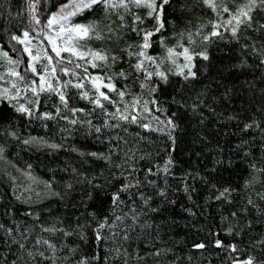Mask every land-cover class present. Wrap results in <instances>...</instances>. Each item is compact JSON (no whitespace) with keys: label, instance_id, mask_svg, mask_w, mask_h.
I'll list each match as a JSON object with an SVG mask.
<instances>
[{"label":"trees","instance_id":"16d2710c","mask_svg":"<svg viewBox=\"0 0 264 264\" xmlns=\"http://www.w3.org/2000/svg\"><path fill=\"white\" fill-rule=\"evenodd\" d=\"M55 2L56 0H49V5ZM59 2L63 3L65 0ZM25 5L26 0H0V44L9 53L22 57L24 61L22 46L16 41L9 44L8 37L10 31H17V34L22 35L16 28V18L9 15V12L16 13ZM189 5L192 6L191 9ZM95 8L98 7L80 13L74 21L99 19L103 29L108 23L107 19H102V10ZM204 9L210 10L203 6L201 0H169L164 8L166 27H169L171 34L186 27L195 29L198 26V18L205 13ZM39 11L44 12L45 9L41 7ZM42 19L46 20L47 17ZM173 21L176 23L173 24ZM187 21H191V24H186ZM6 28L9 32L5 31ZM165 33L167 32L163 31L160 35ZM263 36L264 29L255 32L241 28L239 43L231 39V35H226L224 39L217 37L211 44H206L199 37H196L191 45L184 40L186 45L197 53L205 48L209 49L211 59L204 60L203 57L194 56L193 71L198 73L197 76L186 81L179 73L170 75L169 81L159 82L158 91L153 94L161 101L166 111L165 116L175 114L178 127L173 132L174 140H169L168 130L167 135H163L142 127V123H146L143 115L142 122H137L140 128L131 125L129 133L123 132L128 126L127 122L115 118L117 124L112 120L110 123L116 126H105L109 131L103 130L102 134H96L95 128H89L88 124L90 122L92 125H103V121L97 122V119L103 117H98L97 109L88 108L87 111L85 101L89 104V100L79 98L71 89H68L67 94L68 107L65 109L61 105L62 110L58 115L39 122L35 118L30 121L20 114L13 116L10 106L1 100L0 108H3L4 118L0 119V144L5 145V151L0 154V225L5 229L18 228L17 239L23 229L28 228L29 232L24 235L28 237L26 246L30 250L38 248L45 251L43 246L33 245V241L40 235L45 238L52 237L57 248L60 247L61 240L69 245H77L79 250L72 256V264H75L80 256L88 257L91 264H233L234 260H241L250 253L257 254L253 250L254 242L264 241V215L260 214L261 210H264V200L257 198V194L264 197V179L245 186L244 180L248 178L249 172L242 160L243 149H237V145L246 142L245 146L250 150L255 149L257 167H260V162L264 159V153L260 150L264 137L255 129L244 130L242 123L238 124L236 120L226 117L237 113L242 120H246L253 114L264 112V67L259 66L258 59L252 57L250 50L247 55H242L240 50L241 44L251 45L255 42L257 47L261 46L264 44ZM133 40H136V36L130 32L126 40L113 37L112 40L92 38L90 41L97 49L119 51L126 42ZM167 43L175 44V40L169 38ZM160 47L159 37L156 36L153 38L152 53H157ZM241 60H246L247 63L241 65ZM120 68L127 69V63H118L112 68L105 67L103 72H118ZM129 72L128 79L120 77L117 84L118 87L128 84L126 91H133L135 94L141 88L137 74L131 70ZM226 87L231 89L229 96L224 95ZM198 93H203L208 109L200 107L199 112H193L190 107L186 108L183 104L175 102H198L195 99ZM138 97L143 101L140 92ZM58 101L59 97L54 95L41 96L39 111L55 114ZM72 108L84 111L73 113ZM151 111L160 115V112L154 109ZM200 113H203V118ZM65 116L68 117L67 120L63 119ZM165 116L163 117L166 118ZM9 120L19 133L18 139L5 136L3 129L7 128ZM73 120L78 122L73 124ZM79 121L85 123L81 124ZM261 127H264V124H261ZM29 135L44 137L60 144L61 147L52 149L48 145H25L23 141ZM105 136L110 139H104ZM109 143L122 150L111 153L113 162H120L124 152H129V155L135 157L137 170L132 174L141 183L139 186L133 185L129 192L140 191L144 192L146 197H151L148 207L144 209L145 214L139 217L137 222H133L130 215L124 216L123 220L128 221L127 224L132 227L129 229L130 239L121 245L122 251L118 256L113 254L112 249L123 236L126 224L122 221L115 227L119 235L111 240L109 238L113 236L112 232H108L106 227L101 229L104 240H97L93 231L86 229L87 238L83 241L75 235L69 240L68 237L58 236L56 233L45 234L40 229L41 224L45 227L53 225L57 218L66 227L69 224H87V212L98 209L99 201L91 206L87 202L81 203L90 187L76 177L71 169L76 168L89 176L99 175L101 181H111L112 177L108 172L110 166L106 161L80 155V152L107 153ZM74 148L79 151H74ZM169 156L173 161L169 166L170 176L163 170L165 160ZM28 164L32 165L31 170L27 168ZM157 164L160 166L159 170ZM148 168H152L151 174L144 171ZM28 171L31 172V178L25 175ZM111 171L116 170L113 168ZM196 173H199V176L195 175ZM13 177L15 179H12ZM53 177V190L59 191L61 196H52L44 191L41 181L52 180ZM148 180L156 181V185H148ZM123 182L117 179L108 191H114ZM65 183L73 184V188L65 190ZM186 186L189 189L187 192ZM159 187L167 188L166 196L158 194ZM225 187L233 191L226 197H219L218 190ZM250 198L256 207L250 208L249 213L245 214L241 209L246 207ZM121 200L123 203L119 205L117 215L128 213L132 202L143 205L139 197L129 198L128 193H125ZM109 204L110 201H106L104 209H108ZM149 208L155 211H148ZM29 209L40 215H28ZM233 212L238 214L233 216ZM105 214V210H99L100 216ZM107 214H110V210ZM248 220L252 221L250 226L246 224ZM108 223H112V220L109 219ZM55 226L59 228L60 225L57 223ZM229 228L232 231H227ZM236 232H242L243 236L236 235ZM4 236V231L0 229V248L4 245ZM216 240L222 243L217 245ZM200 244L203 247H194ZM231 244L238 246L236 251L228 247ZM10 247L16 254V264H33L26 253L21 255L22 250L17 244L10 243ZM157 248L160 249L159 254H155ZM124 250L129 254L127 257L123 255ZM46 255L50 256L51 253ZM12 259V256H8L5 260L0 252V264H8Z\"/></svg>","mask_w":264,"mask_h":264},{"label":"snow or ice","instance_id":"6c2138e0","mask_svg":"<svg viewBox=\"0 0 264 264\" xmlns=\"http://www.w3.org/2000/svg\"><path fill=\"white\" fill-rule=\"evenodd\" d=\"M169 0H65L60 3L59 0L52 5H49V0H26L25 7L21 8L16 13L9 12V15L16 18V28L21 34H17V31H10L6 28L5 31L9 32V44L13 41L19 42L23 45L22 54H26L27 59L24 63L20 58L14 59L9 55L7 51L0 48V55L6 59V66L3 71H0V80H7L9 87L0 86V99L7 102V106H10L12 115L20 114L26 116L30 121L33 118L43 120L46 118H54L61 112V105L66 109L68 107V97L66 95V89L68 87H75L79 90L80 97L82 99L89 100L94 106L101 109V115L103 116V125L88 124L89 128L94 127L96 134H102L103 127H114L110 123V118L115 117L119 121L136 122L138 120L135 114L140 101L137 97L133 96L132 101L129 103L125 101V97L131 95L126 91L129 88L128 84L123 87H118L117 79L122 77L125 80L128 79L131 70L137 74L136 78L139 81V87L146 89L149 94L157 93L160 81H169L172 68L167 65L175 67L176 72L184 76L187 81L191 77L197 76V72L193 71V57L200 56L204 60H210V50L205 48L200 52H195L190 49L188 45H191L196 37H199L206 44H211L217 37L224 39L226 33H231V39H235L239 43V29L241 26H245L252 31L259 32L260 29H264V19L254 21V12H264V0H244L243 3L233 4L230 6L229 0H201V3L205 8H210L216 18L208 21L207 25L204 23L198 24L195 29L191 27L182 28L179 32H173L171 38L176 40L175 44L169 45L167 43L168 37L160 35L161 32L166 31V22L163 19L164 8ZM43 7L44 12H40L39 9ZM94 7H102V19H107V25L102 29L101 20L89 19L87 22H73V18L78 16L85 10H91ZM141 7L147 8L148 11L145 16L139 15L134 12L133 9H139ZM183 5L181 10H183ZM189 5V9H191ZM54 9V10H52ZM115 15L116 23L112 19ZM131 15V24L128 23L127 17ZM46 16L44 20L42 17ZM26 17V18H25ZM146 17L154 19V24L151 27H142L145 24ZM176 22L173 21V24ZM190 25L191 21L185 22ZM113 25H115L113 27ZM221 28L226 31L222 32ZM35 32L36 35L32 36L30 33ZM130 32L136 33L138 39L131 42H126L119 51L110 50L107 48H92L83 46V41L96 38L112 40L115 37L117 40H126ZM106 34V35H105ZM159 37V44L161 50L155 54H151V48L153 44V37ZM188 41V45H185L184 40ZM33 40L37 41L33 43ZM47 41L45 45L44 41ZM50 48V51L48 50ZM180 51H177V49ZM240 50L242 55H247L249 50L252 57H255L259 61V66L264 67V44L257 47L256 43L241 44ZM67 53V57L62 55ZM125 56L127 60H125ZM183 57L184 62L177 63V57ZM118 63H127L128 68H120L118 72L105 73V72H90L91 68H96L98 65L106 68H112ZM241 65L246 64V60L240 61ZM23 64V70L21 65ZM186 73V74H185ZM68 76L69 79H61V75ZM156 80L157 83L153 84L152 81ZM91 85V88L88 87ZM23 89V91L21 90ZM32 93V100L29 101L27 97L28 92ZM44 91L55 92L59 97V101L56 105L55 114L49 111H39L41 93ZM231 89L225 88V96H229ZM115 93L119 99L113 100L112 94ZM23 97L25 102L21 103L20 98ZM196 101L189 104L187 101L176 100L177 104H183L184 107H190L193 112H199L200 107L208 109V104L203 98V93H198L195 97ZM154 105L160 111H164L162 103L152 95L151 100H145L144 105ZM109 106H112V110L109 111ZM73 113L77 111H84V109L72 108ZM143 111H151L150 108L144 107ZM203 118V113H200ZM3 108H0V119H3ZM227 119H234L238 124L242 123L244 130H253L264 137V112H260L258 115L253 114L246 120H242L240 114L233 113ZM67 120L68 117H63ZM78 121L73 120L75 124ZM83 124L84 121H79ZM168 130L169 140H174L173 132L178 127L175 119V114L166 116L163 122ZM47 126V125H45ZM144 128H149V124L141 125ZM164 128H159L157 131L163 132ZM6 137H19L18 131L13 127L11 121H8V126L3 129ZM104 139H110L105 136ZM23 143L25 145H48L52 149H58L60 144L54 143L38 136H27ZM246 142H241L237 145V149L242 148L244 157L242 160L247 165V171L249 172L248 178L244 180L245 186L264 179V159L261 160V166L257 167V159L255 156V149H251L245 146ZM109 151L105 152H80L81 156L87 155L89 159L91 157L102 158L110 166L108 169L109 175H111V181L105 179L100 180L99 175L89 176L86 172L79 171L76 168H72V173L79 177L83 182H86L90 191L84 196L81 203L87 202L91 206L94 202L99 201L98 209L87 212L89 220L86 225L77 223L75 226L69 224L67 227L57 218L55 223L51 226L45 227L44 224L40 225L41 232L43 233H56L58 236L68 237L70 240L73 235L81 241L87 238L86 229H91L95 234L97 240H102L101 229L108 227L114 228L118 222L124 219V216L130 215L133 222H137L139 217L144 215V209L148 207L151 197H146L144 192L137 191L135 193L129 192V189L133 186H139L140 181L132 174L135 172L136 164L135 157L129 155V152H124L120 162H113L111 153L113 151H122L119 147H113L109 143ZM79 151L78 149H73ZM260 150L264 153V143L260 145ZM5 151V145L0 144V154ZM135 151L134 149L132 150ZM131 161V162H130ZM173 163L171 156L165 160L164 172H169V166ZM231 163V160H229ZM159 164L157 169L159 170ZM27 168L31 170L32 165L28 164ZM115 169L112 172L111 169ZM67 171V169H65ZM146 173L151 174L152 168L144 170ZM31 178V172L25 173ZM185 176L187 173L184 174ZM195 175L199 176V173ZM183 178V177H182ZM203 178V177H201ZM12 179H15L13 177ZM117 179H121L124 182L119 185L114 191L109 192L108 189L113 186ZM131 181V183H129ZM44 191L52 196H61L59 191L53 190L55 186V177L52 180H43ZM148 185H156V181L148 180ZM65 190H71L73 184L65 183ZM215 187V185H213ZM189 189L186 186L185 191ZM233 191L229 187H225L222 190H218L219 197H226L229 192ZM128 193L129 198L137 196L143 205H138L132 202L128 208V213L123 215H117L119 211V205L123 203L121 197ZM167 188L159 187L158 194L160 196H166ZM258 199L264 200L260 194H257ZM110 201L108 209H104V203ZM256 207L253 204V200L250 198L246 202V207L241 209L245 214L249 213V209ZM139 208V210H137ZM99 210H105L104 216L99 215ZM110 210V214H107ZM148 211H155V209L149 208ZM190 211V209H189ZM238 213L233 212L232 215L236 216ZM261 215H264V210H261ZM28 215L38 217L40 213L28 210ZM109 219L112 220V224H109ZM59 224V228L55 224ZM146 223V222H145ZM251 220L246 221V224L250 226ZM93 224L95 225L93 227ZM132 225L126 224L123 230V236L120 237L119 243L115 244L112 249L114 255L121 254V245L130 239L129 229ZM240 227V225H237ZM5 233L2 238L4 245L0 248V252L3 253V257L6 260L8 256H12L13 259L8 264H16V254L11 251L10 243L18 245L21 251V255L27 254L29 260L33 264H72V256L77 252L78 246L75 244L69 245L61 240L60 247L57 248L56 243L52 237L45 238L44 235L38 236L33 245L43 246L45 251H40L38 248L29 249L26 246L28 239L24 233L29 232L28 228H24L20 233L19 239H17L16 233L19 229L3 228ZM227 231H232L231 228ZM113 237L119 235L118 232H113ZM236 235L243 236L242 232H236ZM10 242V243H9ZM215 243L220 245L222 242L216 240ZM194 247H203L202 244L194 245ZM233 251L237 250L236 244L228 246ZM254 252L257 254H249L241 260H234L233 264H264V241L254 242ZM50 252L48 256L46 253ZM160 249L157 248L155 254H159ZM63 253V255H58ZM123 255L127 257L129 254L126 250L123 251ZM107 259V257H106ZM75 264H91V261L86 256H80Z\"/></svg>","mask_w":264,"mask_h":264},{"label":"rangeland","instance_id":"374dc122","mask_svg":"<svg viewBox=\"0 0 264 264\" xmlns=\"http://www.w3.org/2000/svg\"><path fill=\"white\" fill-rule=\"evenodd\" d=\"M244 2V0H234V4H240V3H243ZM169 3V2H168ZM167 3V4H168ZM166 4V5H167ZM229 4H230V6H232V7H234V4H233V0H229ZM95 9H100V10H102V7H98V8H95ZM208 9H210V8H208ZM205 10V13L203 14V16L201 17V18H198V21L196 22L197 24H200V23H204V24H206L207 25V23H208V21H210V20H212V19H214V18H216L215 16H214V14L212 13V10L210 9V10H206V9H204ZM133 11L134 12H137L139 15H141V16H145V13L148 11V9L147 8H144V7H141V8H139V9H136V8H134L133 9ZM101 13H102V11H101ZM103 14V13H102ZM75 18V17H74ZM74 18H73V22H75L74 21ZM112 19L114 20V21H116V17H115V15H113L112 16ZM163 19H164V13H163ZM253 19H254V21H259V20H261V19H264V12H259V11H257V12H254L253 13ZM127 20H128V23L129 24H131V15H129L128 17H127ZM108 22V21H107ZM119 21H116V23H118ZM154 24V19L153 18H150V17H146V21H145V24L144 25H142V27H151L152 25ZM114 26V25H113ZM241 28L242 29H248V28H246L245 26H241ZM240 28V29H241ZM239 29V30H240ZM250 30V29H249ZM221 31L222 32H225L226 30L224 29V28H221ZM166 32L167 33H165L164 35L166 36V37H168V38H170V39H172L171 38V32H170V29H169V27H166ZM132 34H134V36H136V40L138 39V37H137V35H136V33H134V32H131ZM30 35H32V36H35L36 35V33L35 32H32V33H30ZM226 35H231V33L230 32H227L226 33ZM154 37H156V36H154ZM153 37V38H154ZM264 37V36H263ZM92 39V38H91ZM91 39H88V40H85V41H83V46H84V48L85 49H87V47H92V48H95L92 44H91ZM175 40V39H174ZM133 41H135V40H133ZM169 41V39L167 40V42ZM187 41V40H186ZM186 41H183L184 43L186 42ZM37 41H35V40H33V43H36ZM45 42V45L47 44V41L45 40L44 41ZM175 43H176V40H175ZM187 43H188V41H187ZM21 45V44H20ZM185 45H186V43H185ZM22 46V49H23V45H21ZM152 46H153V44H152ZM0 48H3L5 51H7L1 44H0ZM152 49L153 48H151V54H155V53H152ZM179 49V48H178ZM49 51H50V48L48 49ZM161 50V47H160V49H159V51ZM180 50V49H179ZM158 51V52H159ZM8 52V51H7ZM9 53V52H8ZM9 55L10 56H12L14 59H16V58H20L24 63H26V59H27V56H26V54H25V61L23 60V58L22 57H18V56H15V55H13V54H11V53H9ZM62 55H64L65 57H67V53H62ZM184 62V60H183V57L181 56V57H177V63H183ZM6 66V59L2 56V55H0V71H3V69H4V67ZM168 67H171L172 68V72H171V74L170 75H174L175 73H177L176 72V69H175V67L174 66H172V65H167ZM21 70H23V64L21 65ZM89 71L90 72H103V71H105V67H102V66H97L96 68H91L90 66H89ZM61 75V79H63V80H67V79H69V77L68 76H65V75H63V74H60ZM152 82H157L156 80H153ZM0 86H2V87H9V84L7 83V80L5 79V80H0ZM88 87L89 88H91V85H88ZM68 89H71V91L73 92V93H75L79 98H81L80 97V94H79V90H77L75 87H68L67 89H66V95L68 94ZM22 91H23V89H21ZM140 92V94H142L143 95V101L141 100V98H139L138 97V93ZM131 93V95H133V96H135V97H137L138 99H139V101H140V104H139V106L137 107V109H136V112H135V114L137 115V117H138V120L136 121V122H131V120H129V121H126L127 122V125L128 126H126L125 127V131H123V132H125V133H129L131 130L129 129V127L131 126V125H134V126H136V127H138V128H140V125L137 123V122H142L141 121V116H142V118H144L145 120H146V123H142V124H149L150 125V127L149 128H145V129H148V130H150V129H152V130H155V131H157V129H159V128H164L165 130L163 131V132H161V131H157L158 133H161V134H163V135H167V133H166V131H167V127H166V125L163 123L164 122V120L166 119V118H164L163 116H165V113H166V111L164 110V111H160L159 109H157L154 105H151V104H148V105H144V101L145 100H151V98H152V95L153 94H149V92L146 90V89H144V90H140V91H138V92H136L135 94H133L134 92L132 91V92H130ZM45 95H48V96H53L54 95V97H58L57 95H56V93L55 92H49V91H44L43 93H41V96H45ZM131 95H128L129 96V98L127 99V97H125V101H127V102H131L132 101V99H133V96H131ZM27 97H28V100L29 101H31L32 100V93L29 91L28 93H27ZM141 97V96H140ZM112 99L113 100H118L119 99V97L115 94V93H113L112 94ZM2 99H0V101H1ZM84 100H86V99H84ZM2 101H4V100H2ZM4 102H6V101H4ZM20 102L21 103H24L25 102V100H24V98L23 97H21L20 98ZM86 102V109H87V111H88V108L89 109H91V110H98V117H103L102 115H101V109L99 108V107H97V106H94L90 101H89V104H87V101H85ZM7 103V102H6ZM78 102H76V104H77ZM90 104H91V106H90ZM79 105V104H78ZM144 107H148V108H150L151 109V107H152V109H154L156 112H160V115L159 114H157V113H152V111H143V108ZM85 109V110H86ZM151 109V110H152ZM112 110V106H110V108H109V111H111ZM166 117V116H165ZM114 119H115V117H111L110 118V120H112L114 123H116L115 121H114ZM38 122L40 121V120H38V119H36ZM101 121H103V118H101V119H97V122H101ZM112 121H110V122H112ZM117 124V123H116ZM114 126H116V125H114ZM103 128H106V129H103L104 131H109L108 129H107V127H103ZM110 131H112V130H110ZM114 131H117V129H114ZM165 174H167L168 176H170L169 175V172L168 173H165ZM123 223H125V224H127L128 223V221H124V220H121ZM110 224H112V223H110ZM104 229V228H103ZM102 229V230H103ZM106 229L108 230V232H112V234H113V232H116V228L114 227V228H107L106 227ZM102 235H103V231H102V233H101ZM113 238V236L111 237V238H109L110 240ZM115 238V237H114ZM108 239V238H107ZM108 239V240H109ZM104 240V239H103Z\"/></svg>","mask_w":264,"mask_h":264}]
</instances>
